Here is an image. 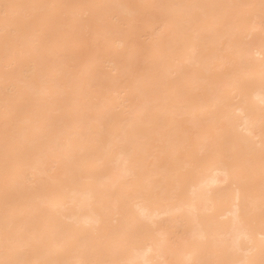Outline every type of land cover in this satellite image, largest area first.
Here are the masks:
<instances>
[{
  "label": "bare ground",
  "instance_id": "6f19581e",
  "mask_svg": "<svg viewBox=\"0 0 264 264\" xmlns=\"http://www.w3.org/2000/svg\"><path fill=\"white\" fill-rule=\"evenodd\" d=\"M0 264H264V0H0Z\"/></svg>",
  "mask_w": 264,
  "mask_h": 264
}]
</instances>
